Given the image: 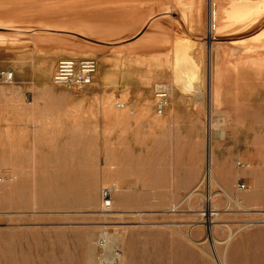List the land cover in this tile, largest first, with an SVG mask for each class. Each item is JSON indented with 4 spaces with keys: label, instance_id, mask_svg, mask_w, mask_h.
<instances>
[{
    "label": "rangeland",
    "instance_id": "1",
    "mask_svg": "<svg viewBox=\"0 0 264 264\" xmlns=\"http://www.w3.org/2000/svg\"><path fill=\"white\" fill-rule=\"evenodd\" d=\"M96 1L58 0L50 20H0V70L15 74L12 83L0 84V264H219L214 246L228 264H264V69L235 71L233 47L205 39L196 53L204 54L199 83L208 93L204 101L182 94L163 58L168 46L137 44L150 34H175L166 1L133 2L147 18L153 15L139 31L140 25L99 27ZM184 1L183 9L194 10V0ZM199 26L192 34L204 37ZM220 48L226 54L221 80ZM159 51L161 57L152 56ZM67 58L97 61L92 85L53 83L57 63ZM163 85L169 105L159 116ZM209 89L216 92L211 109ZM136 105L152 106L157 127L170 132L153 137L138 197ZM38 120L87 125L92 144H77L70 154L60 146L53 157L44 152L53 145L12 142L10 126L19 132L22 123ZM202 157L199 184L194 178L181 191L184 169L173 165L187 159L195 176ZM105 190L112 207L105 205Z\"/></svg>",
    "mask_w": 264,
    "mask_h": 264
},
{
    "label": "bare ground",
    "instance_id": "2",
    "mask_svg": "<svg viewBox=\"0 0 264 264\" xmlns=\"http://www.w3.org/2000/svg\"><path fill=\"white\" fill-rule=\"evenodd\" d=\"M19 1H21V4L18 5L16 8L17 10H12L10 4L19 3ZM57 1L58 0H0V20L7 22L2 24L8 25L32 22L35 17L38 18L41 16L45 17L44 19L50 20L54 14H56L54 12L59 10V8L54 6ZM135 1L137 0L96 1V3H100V6L98 5L97 7H102L99 11L103 13L99 19L96 18V21L99 20L97 23H101V25L98 26L110 30H127L131 27L140 25L136 31L142 29L153 19V15L147 18L144 14L145 12H139V9H136V4H133ZM162 1H166L165 4H167V11H165V14L171 15L170 18L173 21V31H175V34H150L137 44L143 45V47H152V45L157 44L168 46L167 49L169 51L165 53L166 56L164 55L163 58L169 59L170 63L168 66L171 68V73L172 75L175 74L177 77V79L173 81V86L177 90H179L178 87L183 88L181 90H185L184 92L179 90L182 94H193L202 98L208 93L199 83V79L201 78V67H203L200 60L204 54L196 53L198 47L205 45V39L211 44V46L226 42V44L233 47L232 50L234 53L232 55L237 56L236 61H233L235 71L244 73L249 70L258 72L264 69V0H210L208 11L205 10L207 9L205 6V0H194V10L190 12L183 9L188 8L187 4H185L187 1ZM98 8L96 10H98ZM194 18L198 19V23L196 20H193ZM96 21L94 22L96 23ZM83 23H88V21L85 20ZM198 24L201 26H199L200 29H205L206 31L204 37L192 34L193 31L198 29ZM154 25H156V23ZM218 52L219 54L217 52L216 54L217 64L220 69L218 78H220L222 75H225L226 72L223 63L226 54L221 48ZM143 54L147 55L149 53ZM216 54L214 55L215 58ZM161 55L162 54L159 51L154 52V55L152 56L161 57ZM209 56V64L211 63L209 66V72H211L213 68V54H209ZM220 60H222V63H220ZM219 80H221V78ZM197 83H199V85H197ZM159 88L166 90L167 86L163 85ZM187 91H189L190 94L187 93ZM215 93L216 92L212 93L211 89H209V99L207 100H209L210 109L212 108V103L214 101L212 96H215ZM202 101H204V99ZM118 107L121 109L124 108L123 105ZM211 131H209V136H212ZM111 204L110 200V205ZM215 223V221H211L213 226L210 230V237L212 238L215 236L213 231ZM232 238L233 236L228 239L227 243H229ZM214 249L216 262L219 264H228L227 258L220 256L218 247L214 246Z\"/></svg>",
    "mask_w": 264,
    "mask_h": 264
},
{
    "label": "crops",
    "instance_id": "3",
    "mask_svg": "<svg viewBox=\"0 0 264 264\" xmlns=\"http://www.w3.org/2000/svg\"><path fill=\"white\" fill-rule=\"evenodd\" d=\"M20 96V95H19ZM29 96H34L29 94ZM32 101L29 102L28 106H31ZM157 116L154 114L152 106H142L136 105V197L142 192V185L145 184V176L142 170L146 171L149 168V164L146 161V156L149 150L154 144V138L170 135V132L165 133L162 129L158 128L159 123ZM9 133L12 142H16L15 139H21L20 142H29L28 139L32 138V142L44 143V146L53 145L48 147L44 152L48 155L52 154L53 157L61 151L60 146H67L68 153H77V144H84L85 146H90L92 144V130L91 127L84 125L78 126L75 122L71 121H33L24 122L18 128L20 131H13V128ZM17 129V127H15ZM55 145H58L56 147ZM71 146H73L71 148ZM214 153L217 157V163H219L218 155L216 151L218 150V145L213 142ZM163 162L158 167H164ZM174 168L184 169V173L180 176L179 184H183L185 187L184 192H188V186L190 180L196 178L198 184L199 179L203 176L204 172V161L203 157L200 164L197 165L195 176L189 173V166L187 159L184 161L183 165H173ZM190 175V176H189ZM143 177V178H142ZM231 187L229 186V189Z\"/></svg>",
    "mask_w": 264,
    "mask_h": 264
},
{
    "label": "built area",
    "instance_id": "4",
    "mask_svg": "<svg viewBox=\"0 0 264 264\" xmlns=\"http://www.w3.org/2000/svg\"><path fill=\"white\" fill-rule=\"evenodd\" d=\"M98 71V63L94 59L67 58L60 60L55 69L53 83L57 86L73 84L79 87H87L93 84ZM15 80V74L11 70H0V84H10ZM156 113L162 116L169 105L167 90H161L157 93ZM5 179L1 177L0 182ZM242 189L245 186H240ZM106 207H110V191L105 190L103 194Z\"/></svg>",
    "mask_w": 264,
    "mask_h": 264
}]
</instances>
